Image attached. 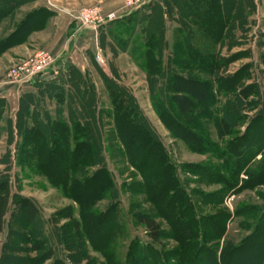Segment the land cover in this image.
<instances>
[{"label":"trees","instance_id":"1","mask_svg":"<svg viewBox=\"0 0 264 264\" xmlns=\"http://www.w3.org/2000/svg\"><path fill=\"white\" fill-rule=\"evenodd\" d=\"M5 1L9 3L8 6L0 0V20L20 5L33 0ZM194 1L192 2L195 4L189 5L187 11L180 7L178 0L163 1L178 9L182 17L175 35H182V38H178L185 44L188 52L185 53L186 58L179 63L196 70L193 74L187 72L186 76L177 69L178 62L174 52L169 54L168 61L161 66V39L166 25L161 4L152 0L115 21L131 20L137 14L142 19H147V28L144 30L145 67L154 109L172 134L185 141L190 150L214 158L215 162L188 164L184 168L189 169L191 174L196 172L197 177L202 180L223 186L218 198L220 200L229 192L239 193L264 184V164L259 163L260 166L258 164L255 168H249L250 161L264 153V145H247L249 141L264 140V111H259L250 119L242 134L238 128L243 123L240 113L242 96L237 94L235 100L226 95L223 96L224 99L221 97L223 90L228 94L234 92V86L239 85L240 81L237 80V75L224 76L216 71L214 63H218L216 59H221L212 58L213 51L210 49L222 34L221 26L225 28L226 21L222 18L232 21L231 12L235 5H227L222 12L219 0ZM49 14L51 15L50 11L46 9H35L28 13L25 20L16 27L15 33L0 40V53L22 42L25 35L40 27ZM202 20L206 23L202 24ZM155 36L161 39L154 38ZM155 48L157 59L154 57ZM59 70L57 76L38 78L32 86L57 90L61 89L59 84L68 82L67 102L64 105L67 108V119L46 118L49 130L45 132L42 123L33 113L30 114L36 95L25 94L21 104L25 107L22 115L27 112L28 119L26 128L22 130V137L26 145H33L28 149L30 162L36 157L35 163L30 164L32 169L45 177L52 188L62 192L63 196L74 199L79 205L80 220L74 218L72 208H69L66 215L69 222L54 226L55 230L61 232L58 236L60 242L66 244L65 249L70 253L67 259L74 261L75 257H80L87 245L104 258L101 264H264V247L261 252L262 261L259 252L255 251L257 244H263L256 238V228L251 236L239 244L225 243L219 252L208 245L225 235L226 222L230 216H197L190 194L182 187L178 174L173 172L175 166L165 145L140 112L136 98L102 73L111 98V110L104 116L109 119L108 124L115 131L114 140L123 146L116 153L127 158L128 163L139 171L143 181L140 187L154 211L134 214L135 226L144 228L147 240L143 241L138 237L130 239L124 259H115L116 242L129 237L123 233L124 228L115 216L118 204L112 200L102 211L94 210L90 205L94 201V189L101 187L102 179L107 174L101 130L104 112L100 110L96 89L89 83L86 74L68 65ZM200 75L207 77L210 82L201 80ZM214 77L217 80L213 86L211 80ZM182 81L195 83L199 88L198 92L194 93L192 89L182 90ZM157 83L161 84L160 96L155 94ZM177 93H186L191 98H172V94ZM59 101L62 102L61 97ZM233 101H237L240 106L237 104L234 114L230 115L229 109L234 105ZM243 172H246L248 178L240 184L239 177ZM7 182L4 177L0 178V233L3 231L9 199ZM133 190L136 191L134 188ZM88 192L89 196H86ZM166 210H169V216L166 215ZM255 210L251 208L249 212ZM243 213L247 212L240 209L236 215ZM37 214L31 205L21 207L16 212L9 240L3 249L2 264H44L47 261H51V264H65L55 257V250L49 246V239L45 236L46 222L38 218ZM157 217L165 220L169 226L168 231ZM21 224L22 231L16 229ZM247 225L245 223L243 227ZM166 239L176 242V246L166 250L167 246L163 242ZM95 263L97 258H91L89 264Z\"/></svg>","mask_w":264,"mask_h":264},{"label":"rangeland","instance_id":"2","mask_svg":"<svg viewBox=\"0 0 264 264\" xmlns=\"http://www.w3.org/2000/svg\"><path fill=\"white\" fill-rule=\"evenodd\" d=\"M77 1L80 5L78 4V7L73 10L69 5L66 6L65 4L63 6L61 0H35L34 3L37 4L38 10L57 11L55 7L62 6L69 10L68 12H70L74 20H77V16L82 11L85 12L87 8L96 5L101 6L100 8H102L104 15L114 11L120 13L123 11L126 0ZM155 1L161 4L162 7L160 9L166 18L163 38L154 37L161 39L162 43L160 48L162 53L160 54L162 55L160 58L161 66L168 61L169 54L174 52L173 55L176 56L178 62L176 67L179 72L185 76L187 72L195 73L196 70L193 68L183 67L179 63L183 58H186L185 53L188 52L185 44L178 38L180 35L177 37L175 35V30L179 26L178 23L182 22L179 10L169 3L166 5L163 2L164 0ZM178 1L180 7L185 11L188 10L189 5L195 4L192 2L193 0ZM232 3L235 5L234 10L231 12L232 21L222 18L223 21H226L225 28L221 26L222 34L213 42L210 51H213L212 58L218 57L221 59V61L216 59L218 63H214L215 67H217L216 71H220L224 76L237 75L236 78L240 81L239 85L234 86V92L228 94V92L223 90L221 97L226 95L235 100L237 94L242 96L243 106L241 108L242 111L240 109L239 111L242 114L243 123L238 128L244 134L250 119L256 116L259 111H264V0H219L222 12L227 8V5L231 6ZM29 12L31 11L27 9L21 15H27ZM146 20L137 14L131 20L114 21L102 26L98 30L97 39L95 37L91 39L89 49L82 51L84 52L83 55L81 51H78L77 54L72 55L73 58H70V55H64L63 48L61 50H51L41 46L42 43L36 49L28 50L30 51L29 53H27L28 51H24V53H19L18 51L16 55L12 56L7 55L8 52L5 51V53H0V178L4 177L8 180L7 186L9 188L4 226L3 231L0 233V264H2L3 249L5 243L9 240L10 228L16 212L21 207L30 205L38 213V218L40 217L43 222H46L45 236L49 239V246L55 250V257H58L65 264H89L91 258H97V263L95 264L104 262V258L99 253L92 251L87 245L83 249L84 254L80 257H75L74 261L67 259L70 253L65 249L66 244L60 242L58 236L61 232L55 230L54 226H62L69 222L66 217L69 208H72L74 218L80 220L79 205L74 199L65 197L61 194L62 192L52 188L48 180L39 175L30 165L35 163L36 157L31 159V162L30 158H28L30 157L28 149L32 148L33 145H26V141L23 139L24 131H22L24 127L26 128L25 123H27L28 114L26 112L22 115V110L25 107L19 103V99L27 94L26 91L29 90L30 85H26L29 86L26 88L25 85L22 87L10 85L8 83V73L22 60L33 57L41 50H47L55 54L62 52L55 65L58 72L60 71L59 68H64L66 65L68 67L76 66L79 69L80 66H85L82 72L86 74L89 83H92L96 89L100 110L104 112L101 130L103 151L106 158L104 168L107 174L104 175L100 188H92L94 189V192L92 191V196L94 197L92 200L94 201L90 205L93 206L94 210L102 211L112 200L118 204L115 216L118 217L124 228L122 229L123 233L129 237L116 242L115 259H124L130 239L138 237L143 241L147 240L144 228L135 226L133 221L134 214L145 213L149 210L154 213V211L140 187L143 181L139 171L128 163L127 158H123L119 153H116V150H119V148L123 149V146L119 141L114 140L113 134L115 131L108 124L109 119L104 116L105 113L111 110V98L102 73L136 98L140 112L146 117L165 145L170 160L175 166L173 172L178 174L182 187L190 194V198L195 204L197 216L201 214L212 217H220L225 214L230 216L226 222L225 235L220 240L211 241L208 245L219 252L225 243L239 244L245 238L251 236L250 234L256 228V238L259 243L263 244H257L255 251L259 252L260 260L262 261L261 252L264 247V213H262L264 211V184L252 190L244 189L239 193L229 192L227 196L219 200L223 186L202 180L197 177L196 172L191 174L188 171L189 169L184 168L188 164L215 162V160L209 155H202L190 150L185 141L178 139L172 134L154 109L149 88L148 72L145 67L146 35L144 30L147 28ZM2 21L1 19L0 23ZM203 23L205 24L206 21L202 20ZM230 26L232 27L231 30ZM184 36H186V33ZM180 37L182 38V35ZM98 52L101 55L100 60L96 58ZM154 57L156 59L158 57L156 48ZM197 75L199 74L197 73ZM200 77L202 78L201 80H209L207 77L203 78L201 75ZM215 78L211 80L213 86L216 85L215 80L217 79ZM181 83L182 90L189 91L192 89L194 93L199 90L195 83L186 81ZM224 84H226V81H224ZM160 86L161 84L157 83V89L155 90L157 96H160ZM43 87L33 92L36 95L34 98L35 105L31 107L30 114L33 113L35 118L42 123V127H45L44 131L48 132L49 126L46 118L52 120L58 118L60 120L67 119V108L64 106L67 102V87L61 86V89L57 90ZM172 95H170L172 98H191L186 93ZM60 97L62 102L59 101ZM233 103L234 105L230 106L229 109L230 115L234 114L238 104L237 101H233ZM247 145L248 147H261L264 145V140L260 142L249 141ZM24 146H26L25 151L23 149ZM259 163L264 164V153L258 154L252 159L249 168H255ZM247 178L248 175L243 172L239 177L240 184ZM86 196H89V192ZM251 208L256 210L249 212ZM240 209L247 213L236 215L237 210ZM165 213L169 216V210H166ZM21 216H23V213ZM258 218L260 219L259 230L257 228ZM157 219L162 223L163 228L168 231L169 226L165 220L160 217H157ZM245 223L248 225L243 227ZM22 228L21 224L16 229L22 231ZM71 234H74V232L71 231ZM163 242L167 246L166 250L173 249L176 246V242L170 239L163 240ZM171 262H173V259ZM44 264H51V261H47Z\"/></svg>","mask_w":264,"mask_h":264},{"label":"crops","instance_id":"3","mask_svg":"<svg viewBox=\"0 0 264 264\" xmlns=\"http://www.w3.org/2000/svg\"><path fill=\"white\" fill-rule=\"evenodd\" d=\"M61 1L63 3V6L65 4L66 6L69 5L72 10L77 8L79 4L77 0L73 2L71 0ZM1 2L4 3L6 6H8L9 4L5 0H1ZM5 2H7V4ZM34 2L35 0L24 3L23 5H20L19 7L14 9L12 13L7 14L2 18L3 21L2 23H0V40L7 38L13 33H15L16 27L26 18V14H24V16L21 15L25 10L29 9L32 12L33 10L38 9L37 4H35ZM55 8L57 9V11L50 10L51 15L46 18L45 22L40 27L30 31L27 35H25L24 40L22 42L9 47L5 51L8 52L7 55H16L18 51L19 53H24V51L26 52L30 49L34 50V48L36 49L37 46L41 45V43V46L49 48L51 50H61L63 48L64 55H70V58H73L72 55L77 54L78 51H81L83 55L84 52L82 51H87L89 49L91 39H93L94 37L95 39H97L98 30L94 31L93 33V31L83 28L78 20H74V18H72L67 8H64L62 6H58V8ZM29 52L30 51H28L27 53ZM84 67L82 65L80 66V69L82 70L77 67L76 69L82 72L84 71ZM59 86L68 87L69 84L67 82V84L63 83L59 84ZM26 87L29 86H25V88ZM36 90L37 87L30 85V88L28 91H26V93H33ZM19 100V103L21 105L24 100V97L22 96Z\"/></svg>","mask_w":264,"mask_h":264},{"label":"built area","instance_id":"4","mask_svg":"<svg viewBox=\"0 0 264 264\" xmlns=\"http://www.w3.org/2000/svg\"><path fill=\"white\" fill-rule=\"evenodd\" d=\"M151 1L126 0L122 12L114 11L107 15L102 13L101 6H92L91 8H87L85 12L82 11L77 16V20L83 28L97 31L102 26L131 14ZM60 54H55L47 50L38 51L33 57L22 60L9 71L8 83L14 87H22L24 85H32L38 78H43L48 75L57 76L59 72L55 65ZM100 57L101 55L98 52L96 58L100 60Z\"/></svg>","mask_w":264,"mask_h":264}]
</instances>
